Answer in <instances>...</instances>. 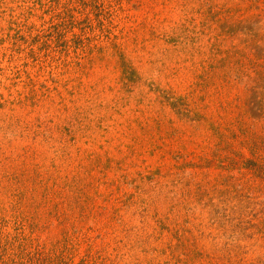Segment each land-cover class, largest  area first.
<instances>
[{
	"label": "rangeland",
	"instance_id": "obj_1",
	"mask_svg": "<svg viewBox=\"0 0 264 264\" xmlns=\"http://www.w3.org/2000/svg\"><path fill=\"white\" fill-rule=\"evenodd\" d=\"M101 1L0 0V246L264 264V0Z\"/></svg>",
	"mask_w": 264,
	"mask_h": 264
},
{
	"label": "trees",
	"instance_id": "obj_2",
	"mask_svg": "<svg viewBox=\"0 0 264 264\" xmlns=\"http://www.w3.org/2000/svg\"><path fill=\"white\" fill-rule=\"evenodd\" d=\"M57 1V7L55 8L56 10L54 9L55 11L53 13L56 23H50L51 26L57 28V31L66 27L67 24H73L74 13L77 12L82 15L88 6L97 8L100 5H103L101 4L103 3L101 0ZM9 239L4 244H1L0 249H3L1 256L5 255L8 249H17L12 253V258L10 261L11 264H73L70 257L68 258V254L70 253L67 247L61 246L60 242L47 245L45 243H41L38 240H30L28 237L26 238V236H24L22 237L23 240H17V247L9 248V245H11ZM1 241L2 237L0 238V242Z\"/></svg>",
	"mask_w": 264,
	"mask_h": 264
}]
</instances>
